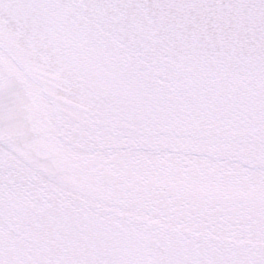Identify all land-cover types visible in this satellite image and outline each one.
Instances as JSON below:
<instances>
[{
	"label": "snow or ice",
	"instance_id": "1",
	"mask_svg": "<svg viewBox=\"0 0 264 264\" xmlns=\"http://www.w3.org/2000/svg\"><path fill=\"white\" fill-rule=\"evenodd\" d=\"M0 264H264V0H0Z\"/></svg>",
	"mask_w": 264,
	"mask_h": 264
}]
</instances>
